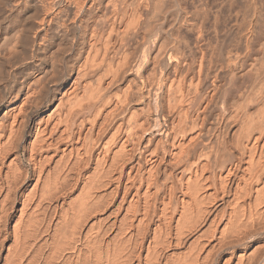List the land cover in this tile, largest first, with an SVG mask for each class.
I'll use <instances>...</instances> for the list:
<instances>
[{"label":"bare ground","instance_id":"6f19581e","mask_svg":"<svg viewBox=\"0 0 264 264\" xmlns=\"http://www.w3.org/2000/svg\"><path fill=\"white\" fill-rule=\"evenodd\" d=\"M2 260L264 264V0H0Z\"/></svg>","mask_w":264,"mask_h":264},{"label":"rangeland","instance_id":"374dc122","mask_svg":"<svg viewBox=\"0 0 264 264\" xmlns=\"http://www.w3.org/2000/svg\"><path fill=\"white\" fill-rule=\"evenodd\" d=\"M23 66H24V64H22V65L19 64V65L17 66L16 69H17V70H20L21 67H23ZM18 67H19V68H18ZM16 69H15V71H16V72H19V71H17ZM22 154H23V155H22ZM25 154H26L25 151H23V149H21V153H20V159H21V162H22L21 164H23V166L26 167V169H28V171H30V170H31V167H30V165L28 164L27 159H25V158H26V155H25ZM23 162H24V163H23ZM26 165H27L28 167H27ZM113 216H114V215H112L111 217L109 216V217H108L109 219H108V218H105L103 224L105 225V224H109L110 222H112ZM103 224H102V225H103ZM104 225H103V226H104ZM0 263L3 264V263H4L3 260L0 261Z\"/></svg>","mask_w":264,"mask_h":264}]
</instances>
